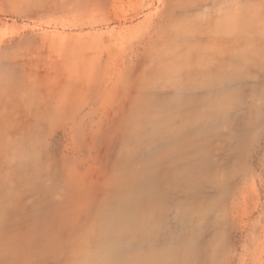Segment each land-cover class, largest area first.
Instances as JSON below:
<instances>
[{"label":"rangeland","instance_id":"rangeland-1","mask_svg":"<svg viewBox=\"0 0 264 264\" xmlns=\"http://www.w3.org/2000/svg\"><path fill=\"white\" fill-rule=\"evenodd\" d=\"M89 260L264 264V0H0V264Z\"/></svg>","mask_w":264,"mask_h":264},{"label":"bare ground","instance_id":"bare-ground-1","mask_svg":"<svg viewBox=\"0 0 264 264\" xmlns=\"http://www.w3.org/2000/svg\"><path fill=\"white\" fill-rule=\"evenodd\" d=\"M183 84V83H182ZM181 84V85H182ZM181 87V86H180ZM136 127V126H135ZM134 127H132V132L131 133H133L134 132ZM146 213H148V211L146 212ZM151 213L149 212L148 214H146L142 219H137V218H132V221H134L136 224H138V225H143L141 222H144V224L145 223H149V221H150V219H151V217L149 216ZM150 217V218H149ZM146 225V224H145ZM93 227H99L100 225L99 224H93L92 225ZM92 228V227H91ZM102 228V227H101ZM104 228V227H103ZM108 229V228H107ZM84 235V233L82 234V236ZM93 255V254H92ZM91 255V256H92ZM89 256V255H88ZM146 262H144L143 264H145ZM84 264H96V261L95 262H93V260H89V261H86V262H84Z\"/></svg>","mask_w":264,"mask_h":264}]
</instances>
